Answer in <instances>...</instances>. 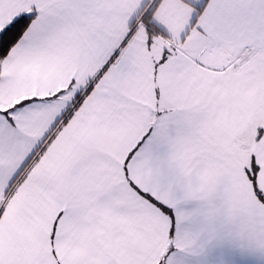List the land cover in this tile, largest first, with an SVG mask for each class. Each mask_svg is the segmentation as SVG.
Returning a JSON list of instances; mask_svg holds the SVG:
<instances>
[{"label":"snow or ice","instance_id":"snow-or-ice-1","mask_svg":"<svg viewBox=\"0 0 264 264\" xmlns=\"http://www.w3.org/2000/svg\"><path fill=\"white\" fill-rule=\"evenodd\" d=\"M0 264H264V0H0Z\"/></svg>","mask_w":264,"mask_h":264}]
</instances>
